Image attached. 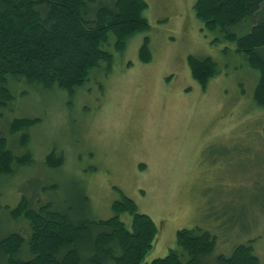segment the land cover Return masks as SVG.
Here are the masks:
<instances>
[{"label": "rangeland", "instance_id": "1", "mask_svg": "<svg viewBox=\"0 0 264 264\" xmlns=\"http://www.w3.org/2000/svg\"><path fill=\"white\" fill-rule=\"evenodd\" d=\"M144 1L149 29L128 38L122 52L112 39L104 46L111 68L101 62L73 94L10 81L15 96L0 109V137L7 139L15 118L39 121L27 131L30 164L0 178V231L26 229L7 209L22 195L86 220L111 218L112 204L126 196L157 227L146 261L176 248L178 230L193 228L215 238L207 264L238 245H251L264 264V109L253 101L258 72L233 43H213L217 34L195 15L197 0ZM145 37L146 63L139 55ZM190 56L217 65L205 89L190 74ZM51 151L63 158L58 168L45 163ZM119 219L131 227L129 214Z\"/></svg>", "mask_w": 264, "mask_h": 264}, {"label": "trees", "instance_id": "2", "mask_svg": "<svg viewBox=\"0 0 264 264\" xmlns=\"http://www.w3.org/2000/svg\"><path fill=\"white\" fill-rule=\"evenodd\" d=\"M146 7L144 0H0V109L14 100L11 80L73 94L101 62L111 68L113 56L104 46L113 39L114 50L122 52L128 38L147 31ZM194 12L204 30L217 34L213 43H233L258 72L253 101L264 109V0H197ZM234 28L247 32L238 35ZM139 55L149 62L147 37ZM188 66L203 89L218 73L210 57L190 56ZM38 121L10 122L7 139L0 137V178L30 164L27 131ZM17 133L19 140L12 143L9 137ZM62 162L55 151L45 158L49 168ZM7 209L12 219L26 222V229L0 231V264H207L215 248L209 232L184 228L176 233V248L146 261L157 227L126 196L112 204L114 216L106 220H86L52 201L31 203L25 195ZM123 213L131 216L130 228L119 219ZM215 264L260 263L251 245H238L229 256H217Z\"/></svg>", "mask_w": 264, "mask_h": 264}]
</instances>
